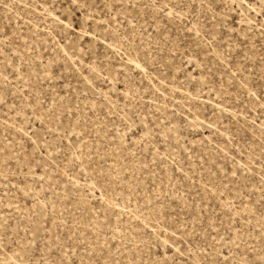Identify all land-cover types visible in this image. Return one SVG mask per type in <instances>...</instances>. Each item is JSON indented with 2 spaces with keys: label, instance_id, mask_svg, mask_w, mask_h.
<instances>
[{
  "label": "rangeland",
  "instance_id": "1",
  "mask_svg": "<svg viewBox=\"0 0 264 264\" xmlns=\"http://www.w3.org/2000/svg\"><path fill=\"white\" fill-rule=\"evenodd\" d=\"M0 264H264V0H0Z\"/></svg>",
  "mask_w": 264,
  "mask_h": 264
}]
</instances>
